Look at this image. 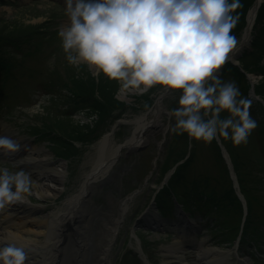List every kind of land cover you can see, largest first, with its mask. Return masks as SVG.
<instances>
[{"label": "rangeland", "instance_id": "rangeland-1", "mask_svg": "<svg viewBox=\"0 0 264 264\" xmlns=\"http://www.w3.org/2000/svg\"><path fill=\"white\" fill-rule=\"evenodd\" d=\"M250 1L240 0L241 7L234 13L239 16L235 28L243 22L246 23L248 11L252 7L247 6ZM68 23L66 0H0V38H2L0 39V59L6 58L7 61L12 62L9 74H4L0 70V91L5 87L9 95L7 96L8 101L14 102L13 105L6 102L2 104L0 130L7 129L14 137L19 136V141L28 140L37 148L48 147L53 151V154L49 155L57 163H60V158L69 161L65 189L57 197L42 198L35 193L32 185L31 195L27 196L29 205L38 209L42 208L41 211L32 210L33 216L38 219L44 214L57 211L63 207L66 198L78 190L84 174L92 166L96 154L95 145L110 130L118 115L124 114V117L146 112L153 106L156 97L165 92L163 126L151 130L143 150L129 153L127 157L123 156L118 167L128 168L115 181L106 183L102 190L94 195L93 201L101 206V215L100 213L93 214L92 218L95 217L97 220L106 216V219L102 228H99L100 223L97 229L91 227L89 233L92 240L100 239L101 245L104 246L108 239L102 230L106 229L105 223L115 224V219L119 218L118 232L111 249L112 264H139L134 262L132 256L134 253L132 248L135 249L137 240L140 241L135 236L136 230H139L143 240L148 241L145 250L151 260L150 264H167L165 260L168 258L165 254H168L169 246L178 238L176 233L168 227L162 230L145 226L137 227L134 222L146 211V208L151 206L149 202L153 190L161 186L170 168L190 151L194 153L185 164L184 171L187 178L183 180L187 184L185 186L179 183L171 184H174L183 195H185L184 191L194 183L204 186L208 188V192L221 195L222 206L229 205L227 201L233 197L232 182L221 151L216 139L210 144H205L190 139L186 133L176 134L171 131L175 118L170 116V112L178 107L179 92L165 91L157 86L130 100H120L118 82L110 81L102 74H94L95 70L87 65L82 64L79 68L70 65L62 50V41L58 35L60 29ZM235 28L232 35L236 37L238 43L243 35L240 33L238 35ZM16 39L21 40L18 46L13 44ZM4 42L8 44L3 46ZM248 50H250V44H247L239 54L240 65L244 66V63L250 65L246 72H249L255 80V86L260 84V90L264 92V71L263 68L257 67L259 64H264V57L247 54ZM232 73H221L219 77L224 82L234 81L242 96L251 99L249 77L244 75L241 80ZM76 92L93 94L90 100L98 98L100 105L92 101L75 99L72 96ZM0 99L3 100V96ZM251 101L250 113L257 122V128L250 135L247 144L234 146L231 140L221 139L238 164L239 174L244 178L243 182L248 187L249 200L255 212L253 214L259 217L257 210L264 214V209L255 206L257 198L264 201V106L256 104L257 101ZM102 102L105 103L103 106ZM227 115V113H222V117ZM93 117L96 118L93 119ZM89 127L93 130H88ZM96 127H98L97 131ZM130 131V125H122L117 130V135L115 134V141L123 142L129 136ZM44 155V152L40 151L35 156L44 157ZM51 166L54 165H47V167ZM0 168H8L12 172L23 170L30 175L33 183L36 180L35 168L15 167V165L5 163L1 158ZM201 186L197 188L202 190ZM128 198L127 208L122 214L121 209ZM188 201L189 197L186 202L192 205ZM169 205L170 203H167L165 209H168ZM196 205L200 204L196 202ZM212 211L218 218L214 220L215 222L204 221L205 245L218 246L231 252V256L230 254L228 256L236 260L237 254L251 262L255 260L253 264H264L261 262L264 255L256 253L254 247L259 236L261 238L258 243L264 252V233L256 234L255 227H250L249 234H246L248 240L243 245L240 244L237 251L234 250L235 231L227 235L219 230L212 233L210 230L209 232L205 230L207 225L220 228V224L221 226L227 223L239 224L243 217V208L239 205L228 206L227 211L230 212L227 214L228 217L225 216L227 211L224 214L215 212L214 209ZM2 214L0 213V218ZM205 215L209 216V213ZM80 216L78 214L76 220L71 221L72 226L77 228V226L84 225V217ZM16 219L19 220L18 217ZM71 225L64 232L66 237H69L72 232ZM30 227L36 228L37 226L30 221L24 223L25 229ZM212 234L216 238L212 237ZM124 253L129 254L132 259L128 257L130 261H126L123 256L120 262L119 257ZM193 254H195L193 251L186 253L184 258L186 264H199ZM255 254L259 259L254 258ZM61 260L65 258L61 256ZM236 260H230L231 264H244L243 262L236 263Z\"/></svg>", "mask_w": 264, "mask_h": 264}, {"label": "clouds", "instance_id": "clouds-1", "mask_svg": "<svg viewBox=\"0 0 264 264\" xmlns=\"http://www.w3.org/2000/svg\"><path fill=\"white\" fill-rule=\"evenodd\" d=\"M240 7V0H66L69 23L58 35L70 65H87L118 82L121 94L143 95L157 86L179 92L178 107L170 112L173 133L205 144L219 137L240 146L257 128L252 101L234 81L217 75L237 49L232 31ZM20 147L0 136L5 154ZM32 185L25 171L0 168V213L26 202ZM26 259L22 247L0 248V264Z\"/></svg>", "mask_w": 264, "mask_h": 264}, {"label": "bare ground", "instance_id": "bare-ground-1", "mask_svg": "<svg viewBox=\"0 0 264 264\" xmlns=\"http://www.w3.org/2000/svg\"><path fill=\"white\" fill-rule=\"evenodd\" d=\"M253 13L254 11L251 12L249 27L244 33L243 45L249 43ZM240 42L237 43L236 51L229 57V62L236 61V56L240 51ZM165 95V92L160 93L156 97L155 105L148 111L137 115H126L117 122L131 126L130 134L123 142L115 141L114 133L118 126L116 124L111 126L105 136L95 145L96 154L90 170L84 174L78 190L66 198L62 208L35 219L32 212L41 211L42 208L38 209L29 205L28 197H26V202L10 206L0 218V248L9 244L24 248L27 254L25 264H111V247L118 232L119 218L115 219V224L105 223L106 229L102 230L108 239L104 246L101 245L100 239L92 240L89 236L90 229H97L100 223L99 228H102L106 219V216L97 220L95 217H91V214L96 212L101 215V209L93 204V196L106 183L116 180L119 174L121 175L128 168L118 167L122 156L130 149L148 141L153 128L163 126ZM135 96H137L135 93L118 94L120 100H130ZM40 151L44 152V157L35 156ZM49 154L45 149L32 147L25 159V163L36 169H34L36 180L33 183V189L42 198L57 197L63 193L65 179L68 175L66 163H55L54 166L47 167L52 161ZM28 205L29 208H27ZM126 208L127 201L124 202L121 209L122 214ZM78 214L90 222L85 221L84 226L74 229L69 237H66L64 232L67 227L70 228V221L74 220ZM16 216L19 218L18 221ZM28 221L39 229H36L37 227L25 229L24 223ZM182 239L175 240L169 246L168 254H166L168 259L165 260L167 264H186L185 254L181 253V249L187 240ZM197 250L198 258L204 259L203 264H230L226 262L227 253L218 247L199 245ZM61 256L65 260H61ZM246 262L251 264L247 260Z\"/></svg>", "mask_w": 264, "mask_h": 264}, {"label": "trees", "instance_id": "trees-1", "mask_svg": "<svg viewBox=\"0 0 264 264\" xmlns=\"http://www.w3.org/2000/svg\"><path fill=\"white\" fill-rule=\"evenodd\" d=\"M254 1L255 0H251L250 3L247 5L248 8L251 7L253 4H254ZM246 6V7H247ZM246 23H241L240 25H238L237 28H235L237 30V34L239 35V33L241 34L242 33V30L244 28ZM254 39H253V42H252V50H248L247 54H257L258 57H264V2H262V5L259 9V13H258V18H257V22H256V25L254 27ZM2 39V38H0ZM244 67L247 69L250 67V65L244 63ZM257 67H260V68H263V71H264V64L261 65H257ZM229 71H233V73L238 76V77H241V78H244V74L240 71V69L238 67H235L233 65H230V67L228 68ZM261 87H260V84L256 86V92L257 94H259L260 96H262L264 98V92H262L261 90ZM93 94H82V93H79V92H76L74 93L73 97L75 99H82L83 101L86 100L87 101H92L94 104H98L100 105V101H98V98H93L92 100L90 96H92ZM88 97V98H87ZM105 103L102 102V106L104 105ZM256 104H261L259 102H256ZM83 135V134H82ZM82 135L80 137H82ZM233 157V156H232ZM233 161L235 163V166H236V169L239 173V169H238V164L236 163L235 159L233 158ZM185 164H183L182 166H180L177 170V173L176 175H174L173 179H172V182L175 184V183H178L180 178L184 176V173H185ZM240 176V181H241V185H242V189L244 191V193L246 194L247 193V186L245 185V183L243 182V177H241V175L239 174ZM175 191L177 193L178 196H187L186 194H188L187 192L184 193L185 195H183L175 186ZM248 195V193H247ZM235 198H233L234 200ZM233 200H230V203L232 205H236L235 201ZM252 217L249 218V220H251ZM251 222V221H250Z\"/></svg>", "mask_w": 264, "mask_h": 264}, {"label": "water", "instance_id": "water-1", "mask_svg": "<svg viewBox=\"0 0 264 264\" xmlns=\"http://www.w3.org/2000/svg\"><path fill=\"white\" fill-rule=\"evenodd\" d=\"M258 7H259V0H256V4H255L254 7H253V11H254V13H253V14H254V15H253V20H254L255 14L257 13ZM248 20H249V19H248ZM252 24H253V23H252ZM236 57L238 58V55H237ZM237 58H236V59H237ZM235 63H236V62H235ZM251 95H252L253 97H256L255 92H254L253 89H251ZM221 146H222L223 151H225L223 145H221ZM224 153H226V152H224ZM226 157H227V161H228L229 164H230V167H232V166H231L230 158H229V156H228L227 153H226ZM232 174H233V177L236 178V176H235V174H234L233 171H232ZM235 185L238 186V184H237L236 181H235Z\"/></svg>", "mask_w": 264, "mask_h": 264}]
</instances>
